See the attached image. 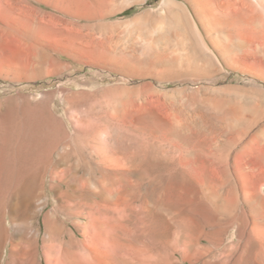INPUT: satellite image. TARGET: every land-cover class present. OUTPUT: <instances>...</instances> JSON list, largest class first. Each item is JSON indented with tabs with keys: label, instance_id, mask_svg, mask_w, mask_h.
<instances>
[{
	"label": "rangeland",
	"instance_id": "rangeland-1",
	"mask_svg": "<svg viewBox=\"0 0 264 264\" xmlns=\"http://www.w3.org/2000/svg\"><path fill=\"white\" fill-rule=\"evenodd\" d=\"M11 1L27 13L0 5V25L32 36L0 35V114L68 134L53 154L68 163L48 177L36 220L9 199L0 264H261L242 262L237 226L217 235L213 213L193 203L202 188L193 172L205 165L220 185L225 172L227 187L264 160V0H212L236 3L255 27H235L247 48L221 34L220 50L187 0H111L92 21ZM158 50L192 66L159 68ZM66 165H80L84 180ZM75 187L107 201L67 196Z\"/></svg>",
	"mask_w": 264,
	"mask_h": 264
},
{
	"label": "bare ground",
	"instance_id": "bare-ground-1",
	"mask_svg": "<svg viewBox=\"0 0 264 264\" xmlns=\"http://www.w3.org/2000/svg\"><path fill=\"white\" fill-rule=\"evenodd\" d=\"M34 1L41 5L48 6L59 13H63L65 16L69 17V20L78 19L84 21H92L106 17L105 13L102 12V10L109 5L111 0ZM187 2L190 3V5H193L196 17L198 18V20H201V24L203 25L208 39L210 38L209 40L211 41L212 46H214L216 49L220 50L221 48L219 42V36H221V34L223 36V39L231 43L233 47L239 49L245 48L251 42L250 40V42L247 40L244 33L235 30L236 25H240L242 27L245 26L249 28V30L251 28V31L255 28L253 27L252 23L250 24L249 21H246V19H244V16L239 13V6L236 3L227 2L225 4L223 2L224 4L220 6V3L217 4L212 0H187ZM0 5L5 6L6 10L8 11V14L11 15V17L13 18L20 15L21 13H27V9H19L20 6L18 7L17 4L12 2L11 0H0ZM217 6H220L221 8ZM216 7L220 9H216ZM18 9L19 11H22L20 14L17 13ZM200 10H202L203 12H201ZM11 22L9 24H11ZM9 24H5L3 26L0 25V35L17 38L24 36H32L29 35V33H24L22 30L20 31L17 25L12 26ZM216 27H221L223 29L219 32L218 28ZM36 28L40 30L41 27L37 25ZM225 28H227V30ZM30 33L32 34V32ZM174 52H170V54H168L166 50H158L155 55V62H157L155 64H157L158 67L160 66L161 68L164 67L166 69L175 67L176 63H178L180 66L184 63H187L189 67L192 66V63L188 58H182L179 60V58L173 55ZM155 59H153V61ZM42 122H39L32 118L30 120L26 119L23 121H17L11 118L9 119L5 115L0 114V230L3 222L4 209L11 197L17 198L16 201L13 203V210H22L26 215L30 217V219H37L38 211L37 208L34 206V203L37 199L41 198V195L43 194V191L46 188V185L48 184V177H51L53 179L54 177H57L59 175L57 165H60L62 161L65 160H60L59 158L57 160H54L53 154L58 148L60 149L62 141L66 138V135L68 134H62L57 129L55 130V133L51 135L49 134L46 129V126H44ZM51 132L52 131H50V133ZM81 137L79 138L81 139ZM84 138L87 139L86 137H83V139ZM78 142H80V140ZM65 161L68 163L67 160ZM67 166L69 172L67 171V168L64 172L67 171L68 175L70 173V177L74 182H80L84 180L85 173H83L78 167L80 165H75V167L70 165L72 168H69V165H66V167ZM196 168H198V166ZM87 172L90 176L94 177V172L92 171V169L87 170ZM191 172H189L190 175L194 173L195 176L193 177H197L195 179H198L202 186V188H199L200 190H197L199 200L193 203H197L201 210H204L205 212L210 211L213 213L211 225L213 227L219 226V230L216 231V234L219 235L221 230L224 228L230 229L232 227L237 226L239 228V237L243 243V248L241 250L242 256L240 258L256 259L257 261H260L261 264H264V186L261 191L263 195H261L258 192L259 189H257L260 185L258 187L256 186L258 182L254 184L255 181L260 180V182L262 183V180H264V160L259 162L258 169L253 174V177L251 174H249V176H245L244 179V175H242L241 173L239 175V177L241 176L240 182H238V180L237 183L229 182V184H226L227 187H225L224 185L225 178L227 175H225V172L222 173V176L220 175L221 177H224L222 179L223 184L221 185L218 181H216L215 174L205 165L200 166L198 170H196V172ZM65 176H67L66 173ZM65 176L62 177L64 178ZM93 177H91L90 180L93 179ZM79 187H75V192L70 194L68 193L69 195L67 196H72V198L77 199L83 198L84 200L87 199L86 197H88V199H91L92 195H96L100 196L103 201L106 200V197L102 193H91V191L85 193L86 188L84 192L81 191ZM220 189H222L223 194H218L220 193ZM94 221V219L90 220L85 225V227L88 228L93 226ZM246 232H249L248 235L246 234ZM52 233L54 234V232ZM37 234L39 236L40 231H38ZM54 236L55 234L53 235V237ZM200 239L202 240V238ZM200 239L198 240L199 243Z\"/></svg>",
	"mask_w": 264,
	"mask_h": 264
}]
</instances>
